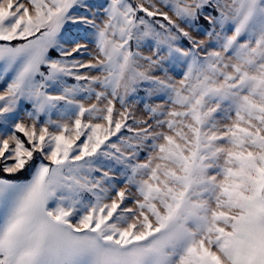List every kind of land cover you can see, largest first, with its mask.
<instances>
[{
    "label": "snow or ice",
    "instance_id": "1",
    "mask_svg": "<svg viewBox=\"0 0 264 264\" xmlns=\"http://www.w3.org/2000/svg\"><path fill=\"white\" fill-rule=\"evenodd\" d=\"M0 264H264V0H0Z\"/></svg>",
    "mask_w": 264,
    "mask_h": 264
}]
</instances>
